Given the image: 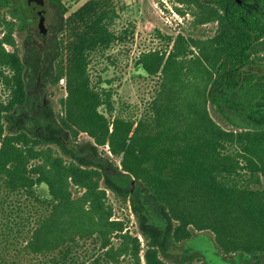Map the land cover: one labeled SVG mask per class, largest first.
Instances as JSON below:
<instances>
[{
  "label": "trees",
  "instance_id": "16d2710c",
  "mask_svg": "<svg viewBox=\"0 0 264 264\" xmlns=\"http://www.w3.org/2000/svg\"><path fill=\"white\" fill-rule=\"evenodd\" d=\"M55 1L63 7L59 33L67 23L74 35L67 66L59 37L52 53L54 81L66 78L69 95L64 114L46 104L42 121L28 108V65L16 48V33H26L27 43L33 30L27 0H0V78L9 91L0 102L1 263L212 264L205 246L181 248L200 233L232 264H264V89L238 73L215 77L195 52L166 60L157 54L154 62L147 54L145 68H162L165 77L151 119L108 122L88 66L93 52L122 37L111 29L117 12L109 0H90L66 18ZM176 1L194 7L197 0ZM228 54L222 43L203 44L213 66ZM209 106L233 127L222 126ZM225 107L257 122L244 126ZM82 131L95 141H80ZM103 144L120 163L101 152ZM107 190L130 202L137 233L114 217Z\"/></svg>",
  "mask_w": 264,
  "mask_h": 264
},
{
  "label": "rangeland",
  "instance_id": "374dc122",
  "mask_svg": "<svg viewBox=\"0 0 264 264\" xmlns=\"http://www.w3.org/2000/svg\"><path fill=\"white\" fill-rule=\"evenodd\" d=\"M60 1L64 6L65 17L67 18L90 0ZM109 1L117 12L112 20L111 29L116 34L122 35V37L115 40L106 50L93 52L89 57L88 73L91 84L101 92L104 98V103L101 104L99 110L105 115L108 122H112L117 116H123L137 122L141 119H151L153 105L159 93L163 90L165 77L162 68L158 73L149 72L142 61L147 57V54H151V62H154L153 57L157 54H164L166 60L173 52L174 54L186 52L188 56L194 52L196 53V48L191 46L192 40L196 38L195 15L192 11L194 7L183 6L176 0ZM4 32L5 28L0 23V37L4 35ZM16 40V48L28 65L29 110H33L42 121H45L46 104L51 105L56 113L64 114L67 110L65 101L69 95L67 79L63 78L58 83L54 81L56 75L55 65L54 68L53 65L45 66L39 76L41 62L40 59H37L38 56L35 55V52L38 46L40 49V45L34 47V53L31 54L30 51L27 52L25 41L19 33H16ZM72 40H74L73 32L66 23L60 34V41L64 42L60 63L64 65H68L69 62V47L66 46ZM7 47L10 50L14 48L10 45H7ZM49 51V58H51L53 57L52 52L55 51L54 47H49ZM39 56L42 58V55ZM182 57L184 55L179 58ZM168 75L171 77V74ZM8 97L9 91L3 79L0 78V102H6ZM209 107L212 116L222 126L226 128L233 127L227 120L221 118L212 106ZM227 112L240 124L244 126L250 124L246 120L240 119L231 110L227 109ZM4 125H6V121H4ZM110 127L111 132L112 125ZM78 138L80 141L94 140L89 133L84 131L80 133ZM53 146L57 151H60L57 145ZM99 147L103 154L110 155L118 163L121 162L122 156L114 155L109 144L99 145ZM46 189L47 186L43 185V190L46 191ZM72 189L75 196L82 193V190L75 186ZM107 194L109 203L114 208V217L125 220L129 230L137 233V218L130 202L122 201L111 190H107ZM4 196H6V189L0 181V201L3 200ZM8 200L10 201V198L6 199V204H9ZM140 238L144 241L141 235ZM204 246L207 249L205 255L212 264H232L230 260L220 256L213 237L208 234L200 235L199 233L194 238L181 244V248L184 250ZM6 256H8V253ZM24 259L22 256L20 261ZM0 264H2L1 261ZM193 264L203 263L198 259Z\"/></svg>",
  "mask_w": 264,
  "mask_h": 264
},
{
  "label": "flooded vegetation",
  "instance_id": "af4514ba",
  "mask_svg": "<svg viewBox=\"0 0 264 264\" xmlns=\"http://www.w3.org/2000/svg\"><path fill=\"white\" fill-rule=\"evenodd\" d=\"M28 1L31 15L29 26L33 30L25 45L27 52L30 51L31 54L34 53L33 48L40 45L41 50L38 46L35 52L37 59L41 62L40 76L45 66L53 65L54 68L53 57L49 58L48 52L50 53L49 47H55L56 39L58 37L60 39L59 29L62 23L61 9L63 7L55 0H40L45 9L44 14L41 15L30 7ZM181 4L188 5L185 2ZM194 9L196 10L195 20H197L194 27L195 39L198 42L196 54L205 61L213 75L216 77L238 73L243 77L254 78L253 82L258 83L264 89V0H197ZM207 10L215 13L213 17L210 16L204 20L203 15ZM43 16L45 18L44 32L40 28ZM26 35V33L24 36L21 35L24 41ZM207 42L216 45L222 43L232 54L220 58L219 62L213 66L202 55L203 44ZM39 55H42V58ZM227 109L250 124L257 122L246 117L247 113L244 111L225 107L227 114Z\"/></svg>",
  "mask_w": 264,
  "mask_h": 264
},
{
  "label": "water",
  "instance_id": "95a60500",
  "mask_svg": "<svg viewBox=\"0 0 264 264\" xmlns=\"http://www.w3.org/2000/svg\"><path fill=\"white\" fill-rule=\"evenodd\" d=\"M28 3L33 10H36L41 15L44 14L45 12L44 5L43 3L40 2V0H29ZM44 23H45V18L43 16L42 20L40 21V28L43 32L45 31Z\"/></svg>",
  "mask_w": 264,
  "mask_h": 264
}]
</instances>
